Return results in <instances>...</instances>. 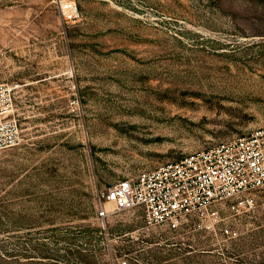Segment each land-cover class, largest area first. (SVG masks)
I'll return each instance as SVG.
<instances>
[{"label":"rangeland","instance_id":"374dc122","mask_svg":"<svg viewBox=\"0 0 264 264\" xmlns=\"http://www.w3.org/2000/svg\"><path fill=\"white\" fill-rule=\"evenodd\" d=\"M62 1L0 0L23 129L0 149V264H264V186L210 228L97 218L117 180L264 127V0Z\"/></svg>","mask_w":264,"mask_h":264},{"label":"built area","instance_id":"2783aa9c","mask_svg":"<svg viewBox=\"0 0 264 264\" xmlns=\"http://www.w3.org/2000/svg\"><path fill=\"white\" fill-rule=\"evenodd\" d=\"M61 7L70 16L78 13L73 1L63 0ZM17 86L0 81V149L23 140ZM262 186L264 127H259L117 180L99 195L97 218L104 221L111 212L137 208L147 227L165 225L178 230L195 218L196 227L210 228L224 207L235 213L250 209L252 191Z\"/></svg>","mask_w":264,"mask_h":264},{"label":"bare ground","instance_id":"6f19581e","mask_svg":"<svg viewBox=\"0 0 264 264\" xmlns=\"http://www.w3.org/2000/svg\"><path fill=\"white\" fill-rule=\"evenodd\" d=\"M117 126L119 127H131L132 125L130 123L124 122V123H117Z\"/></svg>","mask_w":264,"mask_h":264}]
</instances>
